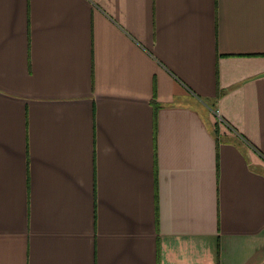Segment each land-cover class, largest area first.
Listing matches in <instances>:
<instances>
[{
  "label": "crops",
  "instance_id": "crops-1",
  "mask_svg": "<svg viewBox=\"0 0 264 264\" xmlns=\"http://www.w3.org/2000/svg\"><path fill=\"white\" fill-rule=\"evenodd\" d=\"M0 264H264V0H0Z\"/></svg>",
  "mask_w": 264,
  "mask_h": 264
},
{
  "label": "built area",
  "instance_id": "built-area-1",
  "mask_svg": "<svg viewBox=\"0 0 264 264\" xmlns=\"http://www.w3.org/2000/svg\"><path fill=\"white\" fill-rule=\"evenodd\" d=\"M220 121H223L222 119H220Z\"/></svg>",
  "mask_w": 264,
  "mask_h": 264
}]
</instances>
